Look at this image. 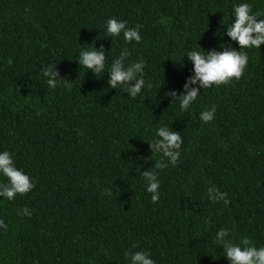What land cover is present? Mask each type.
<instances>
[{
    "label": "trees",
    "instance_id": "obj_1",
    "mask_svg": "<svg viewBox=\"0 0 264 264\" xmlns=\"http://www.w3.org/2000/svg\"><path fill=\"white\" fill-rule=\"evenodd\" d=\"M239 2L0 0V151L35 181L24 195L0 198L8 225L0 264H129L125 252L138 250L156 264H228L213 242L220 228L233 242L264 246V44L246 49L240 79L202 89L190 111L165 96L190 75L187 51L219 46L213 33ZM246 2L264 12V0ZM110 17L141 25V43L106 37ZM101 45L106 66L122 47L129 60L143 59L152 86L132 99L107 86V72L78 65L81 49ZM52 62L55 89L41 74ZM213 104L214 120L202 122ZM164 125L180 131L181 157L156 170L148 141ZM149 168L158 171L156 203L141 174ZM212 186L227 205L208 199Z\"/></svg>",
    "mask_w": 264,
    "mask_h": 264
},
{
    "label": "clouds",
    "instance_id": "obj_2",
    "mask_svg": "<svg viewBox=\"0 0 264 264\" xmlns=\"http://www.w3.org/2000/svg\"><path fill=\"white\" fill-rule=\"evenodd\" d=\"M231 21L222 24L223 31L218 29L213 33V37L220 40L218 47L205 50L201 46L186 52L184 58L191 63L190 75L185 77L182 90H170L165 96L177 98L179 109L190 111L202 89L229 84L233 79H240L249 57L246 49L257 48L264 44V12L252 11V5L244 2L233 3ZM141 25L128 27L127 21L110 17L105 21L106 37L118 38L123 36L125 44L135 42L141 43ZM224 37L228 39L225 40ZM233 43L237 47L233 46ZM131 51L122 47L119 55L111 60L106 66V55L103 45L97 49L83 48L78 52L76 62L91 70L95 77L108 73L107 86L112 89L123 87L124 91L132 99L142 93L146 84L144 69L146 62L143 59L135 61L129 60ZM184 60V59H183ZM127 61V62H126ZM41 74L46 78L49 88L55 89L61 83L58 70H55L54 62L42 66ZM64 86H70V81L64 82ZM216 106L213 104L210 109H205L199 113V119L208 123L214 120ZM156 139L148 141L151 154H156L160 158L155 164L156 170H163L169 166L175 167L181 157V145L183 143L180 131L169 128L167 125L155 129ZM149 168L142 171L146 192L151 194V202L159 201L160 181L158 171ZM0 177L4 182H0V198L13 200L17 194L24 195L35 187V181L22 169H18L14 163L12 154L7 151H0ZM105 194H110L109 189H105ZM208 199L213 202L223 201L225 205L229 203L227 193L221 192L215 186L207 189ZM19 214V213H18ZM23 215L30 216L31 212L23 209ZM8 225L3 218H0V229L7 231ZM229 230L220 228L215 233L214 243L222 248L223 257L228 264H264V246L257 247L252 241L243 236L238 242L229 239ZM125 257L129 264H156L147 250L125 252Z\"/></svg>",
    "mask_w": 264,
    "mask_h": 264
}]
</instances>
